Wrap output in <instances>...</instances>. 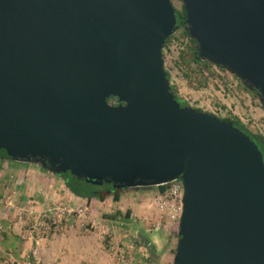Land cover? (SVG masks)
Masks as SVG:
<instances>
[{
    "label": "water",
    "instance_id": "obj_1",
    "mask_svg": "<svg viewBox=\"0 0 264 264\" xmlns=\"http://www.w3.org/2000/svg\"><path fill=\"white\" fill-rule=\"evenodd\" d=\"M180 1L199 58L264 108V0ZM177 22L172 0H0V150L98 186L180 179L173 264H264L263 154L171 92Z\"/></svg>",
    "mask_w": 264,
    "mask_h": 264
},
{
    "label": "rangeland",
    "instance_id": "obj_2",
    "mask_svg": "<svg viewBox=\"0 0 264 264\" xmlns=\"http://www.w3.org/2000/svg\"><path fill=\"white\" fill-rule=\"evenodd\" d=\"M172 3L181 11L180 0ZM195 46L179 28L163 49L178 96L193 108L239 119L264 137V108L256 93L225 69L194 60ZM54 177L56 198L27 185L30 194L21 190L20 197L14 190L11 204L0 202V264H173L179 227L156 208L158 186L124 189L118 202L109 197L92 214L85 204L72 203L61 190L63 180ZM2 189L0 182V195ZM3 236H9L5 243Z\"/></svg>",
    "mask_w": 264,
    "mask_h": 264
},
{
    "label": "crops",
    "instance_id": "obj_3",
    "mask_svg": "<svg viewBox=\"0 0 264 264\" xmlns=\"http://www.w3.org/2000/svg\"><path fill=\"white\" fill-rule=\"evenodd\" d=\"M36 165L27 164V163H20L13 161L9 158H4L0 156V182L1 186L3 187L1 195H0V202L1 204H11L14 197V190H18L20 193V197H25L21 195V190L24 191L26 194L29 193V188L27 185L32 186V190L37 191L38 187H44L47 191H49L50 197L53 196L56 198L57 193L54 190V185H58L57 181L55 180L56 175H53L49 172L44 171L41 167H35ZM53 187L51 190L48 187ZM65 193V196L75 204H85L86 209L90 210L91 213L100 212L98 211L99 208H102L104 204L108 201H99L96 199L93 200H86L84 198L77 197L73 195L65 186H61V190ZM44 193H47L44 191ZM5 239V241H4ZM9 239V236H3L2 240L3 243Z\"/></svg>",
    "mask_w": 264,
    "mask_h": 264
},
{
    "label": "trees",
    "instance_id": "obj_4",
    "mask_svg": "<svg viewBox=\"0 0 264 264\" xmlns=\"http://www.w3.org/2000/svg\"><path fill=\"white\" fill-rule=\"evenodd\" d=\"M175 12L177 14V19H178L177 24H178L179 28H182L184 34L196 45L194 48L195 49L194 50V60L201 61L202 59L199 58L198 52H197V43H196L195 39L190 37L188 31L185 29L186 11H185L184 5H182L181 11H177L175 9ZM172 37H173V35L167 39L166 44H168V42L170 41V39ZM203 61H205V60H203ZM205 62H208V61H205ZM167 77H168L169 82H170V75L168 72H167ZM170 89H171V92L175 95L176 99L182 105H189L186 101H184L183 99H181L178 96L177 92L175 91V89L172 85H170ZM110 102L113 104H119L118 99L114 98V97L110 98ZM194 109H196V108H194ZM197 110L202 111L200 109H197ZM224 119H226L227 121H232L235 126L239 127L244 133H246L248 136H250L253 139V141L257 144L259 150L262 152L263 157H264V137L262 135H260L258 133H254L253 131L248 129L245 125H243L241 123V121L239 119H230V118H224ZM0 156H2L4 158H8L6 155V152L4 150H0ZM43 170L48 172L45 169H43ZM57 176H59L63 180L65 186L73 195L80 197V198H84L88 201L93 200V199H96L99 201H105L107 198L112 197V199L115 202H118L120 199V194L124 190V189L114 188L113 185H111V184H103L101 186L94 185V184L86 182L84 179H79V178L72 176L69 172H67L65 174L57 175ZM158 187H159L160 191H163L165 189L164 186H162V185L158 186ZM118 214H120V211L117 212V215ZM128 214H129V212H126L127 217H128ZM117 215H105V218L110 219V220H114L117 218Z\"/></svg>",
    "mask_w": 264,
    "mask_h": 264
},
{
    "label": "built area",
    "instance_id": "obj_5",
    "mask_svg": "<svg viewBox=\"0 0 264 264\" xmlns=\"http://www.w3.org/2000/svg\"><path fill=\"white\" fill-rule=\"evenodd\" d=\"M162 186L165 189L158 192L154 198V204L167 220L176 221L179 224L183 198L182 181L177 179Z\"/></svg>",
    "mask_w": 264,
    "mask_h": 264
},
{
    "label": "flooded vegetation",
    "instance_id": "obj_6",
    "mask_svg": "<svg viewBox=\"0 0 264 264\" xmlns=\"http://www.w3.org/2000/svg\"><path fill=\"white\" fill-rule=\"evenodd\" d=\"M182 5H183V3H182Z\"/></svg>",
    "mask_w": 264,
    "mask_h": 264
}]
</instances>
